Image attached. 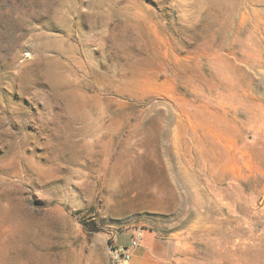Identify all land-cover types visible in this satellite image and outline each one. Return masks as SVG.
Returning <instances> with one entry per match:
<instances>
[{"label":"rangeland","instance_id":"rangeland-1","mask_svg":"<svg viewBox=\"0 0 264 264\" xmlns=\"http://www.w3.org/2000/svg\"><path fill=\"white\" fill-rule=\"evenodd\" d=\"M142 231L264 264V0H0V264Z\"/></svg>","mask_w":264,"mask_h":264},{"label":"crops","instance_id":"crops-1","mask_svg":"<svg viewBox=\"0 0 264 264\" xmlns=\"http://www.w3.org/2000/svg\"><path fill=\"white\" fill-rule=\"evenodd\" d=\"M144 232L146 231L139 232L134 236L131 234L132 240L139 239V246L137 248L131 246L129 249L125 248L130 256L127 264H172L174 256L172 248L159 241L153 232H151L152 239L146 244ZM115 241L118 244V238Z\"/></svg>","mask_w":264,"mask_h":264},{"label":"built area","instance_id":"built-area-1","mask_svg":"<svg viewBox=\"0 0 264 264\" xmlns=\"http://www.w3.org/2000/svg\"><path fill=\"white\" fill-rule=\"evenodd\" d=\"M139 246V239H133L131 243L132 248H137ZM130 256L127 254L125 249H115V259L117 261L127 263L129 261Z\"/></svg>","mask_w":264,"mask_h":264}]
</instances>
